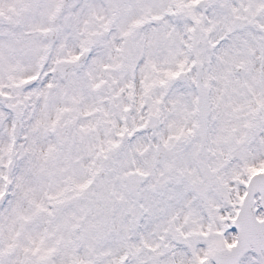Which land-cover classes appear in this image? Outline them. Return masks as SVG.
Returning <instances> with one entry per match:
<instances>
[{"label": "snow or ice", "instance_id": "6c2138e0", "mask_svg": "<svg viewBox=\"0 0 264 264\" xmlns=\"http://www.w3.org/2000/svg\"><path fill=\"white\" fill-rule=\"evenodd\" d=\"M0 264H264V0H0Z\"/></svg>", "mask_w": 264, "mask_h": 264}]
</instances>
